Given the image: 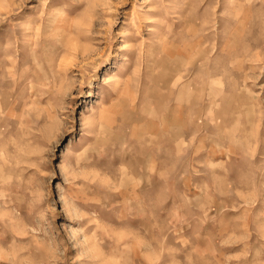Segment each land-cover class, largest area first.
Instances as JSON below:
<instances>
[{
  "label": "rangeland",
  "instance_id": "374dc122",
  "mask_svg": "<svg viewBox=\"0 0 264 264\" xmlns=\"http://www.w3.org/2000/svg\"><path fill=\"white\" fill-rule=\"evenodd\" d=\"M0 264H264V0H0Z\"/></svg>",
  "mask_w": 264,
  "mask_h": 264
},
{
  "label": "bare ground",
  "instance_id": "6f19581e",
  "mask_svg": "<svg viewBox=\"0 0 264 264\" xmlns=\"http://www.w3.org/2000/svg\"><path fill=\"white\" fill-rule=\"evenodd\" d=\"M58 13V12H57ZM62 19V18H61ZM84 20V19H83ZM57 21V20H56ZM65 21H67V20H65ZM78 21H80V20H78ZM74 23V22H73ZM238 24V23H237ZM82 25V24H81ZM57 27V26H56ZM55 28V27H54ZM63 29V28H62ZM59 32V31H58ZM66 32V31H65ZM73 32V31H72ZM61 38H62V34H57L56 35V39H57V41H58V43H59V41L61 40ZM180 78V77H179ZM178 78V79H179ZM169 81V80H168ZM222 92V90H219V93H221ZM179 93H181L182 94V91H179ZM219 95V94H218ZM216 98V96H213V99H215ZM182 108L183 107H179V108H177V110H179V111H182ZM187 110V109H186ZM157 112V111H156ZM168 113H170V112H168ZM173 115H174V113H172ZM188 114V113H187ZM170 116V115H169ZM173 119V118H172ZM168 119L167 118H163V125H165V126H167V125H172V122H169L168 123ZM161 124V123H160ZM182 125V124H181ZM181 125H179L180 126V128H182V129H184L183 127V125L181 126ZM167 128H169V130H171V127H169V126H167ZM175 128V127H174ZM247 132V131H246ZM251 139V138H250ZM245 141V140H244ZM173 145H175V144H173ZM176 148H177V146H176ZM175 148V149H176ZM177 150H178V148H177ZM179 151V150H178ZM162 173V172H161ZM132 174V173H131ZM160 175V174H159Z\"/></svg>",
  "mask_w": 264,
  "mask_h": 264
}]
</instances>
